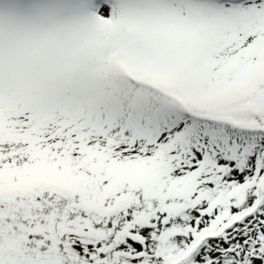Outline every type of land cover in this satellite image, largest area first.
<instances>
[{
	"label": "snow or ice",
	"instance_id": "6c2138e0",
	"mask_svg": "<svg viewBox=\"0 0 264 264\" xmlns=\"http://www.w3.org/2000/svg\"><path fill=\"white\" fill-rule=\"evenodd\" d=\"M0 264H264V0H0Z\"/></svg>",
	"mask_w": 264,
	"mask_h": 264
}]
</instances>
